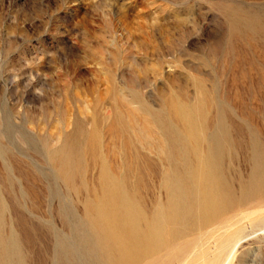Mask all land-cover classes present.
<instances>
[{
	"label": "rangeland",
	"instance_id": "1",
	"mask_svg": "<svg viewBox=\"0 0 264 264\" xmlns=\"http://www.w3.org/2000/svg\"><path fill=\"white\" fill-rule=\"evenodd\" d=\"M0 264H264V0H0Z\"/></svg>",
	"mask_w": 264,
	"mask_h": 264
},
{
	"label": "bare ground",
	"instance_id": "2",
	"mask_svg": "<svg viewBox=\"0 0 264 264\" xmlns=\"http://www.w3.org/2000/svg\"><path fill=\"white\" fill-rule=\"evenodd\" d=\"M208 105V104H207ZM157 150V149H156ZM176 150V149H175ZM191 150V149H190ZM176 152V151H175ZM176 154V153H175ZM171 156V155H170ZM193 156V155H192ZM179 158V157H178ZM180 160V159H179ZM181 163H182V161H181ZM180 168V167H179ZM181 169V168H180ZM258 181V180H257ZM259 182V181H258ZM257 182V183H258ZM260 183V182H259ZM260 185H261V183H260ZM224 189H225V187H224ZM259 189V188H258ZM224 204V203H223ZM165 223V222H164ZM155 231V230H154ZM157 232V231H156ZM178 234V233H177ZM169 239V238H168ZM160 242V241H159ZM154 246H155V244H154ZM158 249V248H157Z\"/></svg>",
	"mask_w": 264,
	"mask_h": 264
}]
</instances>
